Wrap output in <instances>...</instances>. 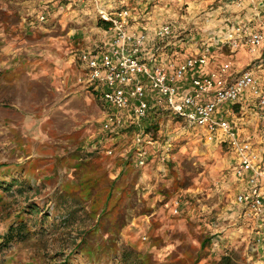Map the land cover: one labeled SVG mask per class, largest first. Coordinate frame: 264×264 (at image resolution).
<instances>
[{
    "label": "rangeland",
    "instance_id": "1",
    "mask_svg": "<svg viewBox=\"0 0 264 264\" xmlns=\"http://www.w3.org/2000/svg\"><path fill=\"white\" fill-rule=\"evenodd\" d=\"M233 1L153 0L148 16L174 24L180 61L183 38L203 31L215 10V21L227 24ZM60 2L0 0V187L18 182L7 194L0 188V235L16 217L34 233L1 252L0 264H120L125 250L146 264H252L247 242L235 234L241 222L229 212L236 193L225 145L157 111L144 125L169 145L168 158L154 153L143 169L122 160L133 130L105 142L103 102L78 83V43L58 37L65 33ZM217 48L225 62L227 52ZM260 55L255 71L264 85V47ZM236 58L238 72L253 65L245 49ZM215 243L221 252L212 251Z\"/></svg>",
    "mask_w": 264,
    "mask_h": 264
},
{
    "label": "built area",
    "instance_id": "2",
    "mask_svg": "<svg viewBox=\"0 0 264 264\" xmlns=\"http://www.w3.org/2000/svg\"><path fill=\"white\" fill-rule=\"evenodd\" d=\"M81 2L93 6L98 22L107 24L111 34L108 45L77 56L83 72L78 83L98 95L106 109L101 131L110 138L105 142L112 146L122 130L131 129L130 145L120 158L143 169L160 152L163 162L169 145L158 143L144 122L151 113L166 111L207 141L224 144L233 160V177L243 181L236 190L235 204L242 218L262 232L260 242L264 244V85L255 71L262 63L264 10L257 4L251 19L242 21L237 16L228 21L216 46L227 52L225 62L211 52L183 53L179 61L177 47L172 49L181 42L174 24L164 22L152 31L138 30L128 8L107 10L98 0ZM243 3L234 0L232 6L243 10ZM241 49L252 56L253 65L238 72L234 61ZM247 110L255 113L257 140L238 134ZM105 154L111 156L112 150L106 149ZM177 206L175 201L173 214Z\"/></svg>",
    "mask_w": 264,
    "mask_h": 264
},
{
    "label": "crops",
    "instance_id": "3",
    "mask_svg": "<svg viewBox=\"0 0 264 264\" xmlns=\"http://www.w3.org/2000/svg\"><path fill=\"white\" fill-rule=\"evenodd\" d=\"M63 1L64 7H60L59 9L65 11V14L63 13L64 18L62 19V23L60 22L61 26H64L65 33L58 37H70L73 43L76 42L79 44H77V46H79L80 49H77V53L73 57L76 58V56H78L77 54L81 51L89 50L95 46L104 47L109 44L111 34L107 31V24L101 22L93 24L91 22V20L93 19L92 16L95 17V11L92 5H83L81 3L79 4L77 0ZM152 1L153 0H98V5L107 10L119 9L120 7L130 8L131 11H133V27L136 26L138 30L143 27H146L148 31H152L154 26H158L162 23H159V19H156V17H154L153 12L151 13V17L148 16V11L153 10L151 7ZM252 2H254V5H252ZM257 4L260 8V11H263L264 0H244L243 10L233 8L235 12L234 14H239L238 20H249L251 19L253 13L256 11L255 8ZM51 5L55 6L56 2L51 3ZM47 8L51 10V6L44 7L43 10ZM216 11L218 10H215V13L212 12L210 14H206V17L209 16L210 18H212L208 21L204 20V22L201 23L203 27L207 26L203 29V31L197 33L196 35H192V37L188 36L186 37L187 39L183 38L185 42L182 45V47H184V54H195L201 52H208V50H211L210 52L213 54V56L218 58V52L220 49H218L216 46L220 42L219 39L221 38V36L224 35L225 31L227 30L228 23L230 21L228 20L229 22H227V24H224L222 22V19L215 21L216 19L214 17H216ZM91 14L92 16H90ZM233 15L230 16V20H233L235 18L234 17L232 19ZM51 24L52 27L49 30H51L52 28L55 29L56 24ZM187 43L191 44L188 45ZM236 61L237 58H235L234 64L236 63ZM244 113L245 115L243 116V119L241 118V121L238 125L240 128L238 134L243 139L249 138L257 140L259 130L257 129L258 123L256 121L255 113L251 110H247ZM227 154L230 156L228 160V166L229 170L232 172L233 160L231 154L229 152ZM233 181L235 194L236 190L240 189V186L243 185V181L234 177ZM231 204L232 206L230 205L231 208L229 209V212L231 213L232 217H238L241 222L235 234L237 235V237L241 238L243 242H247L249 246L248 260L252 259V264H264V244L260 242V236L262 235V232L259 231L256 225H253L252 223H249L242 218L241 213H239L238 207L235 204V198L233 199V202H231ZM220 249L221 248L218 243L213 244V252H221Z\"/></svg>",
    "mask_w": 264,
    "mask_h": 264
},
{
    "label": "trees",
    "instance_id": "4",
    "mask_svg": "<svg viewBox=\"0 0 264 264\" xmlns=\"http://www.w3.org/2000/svg\"><path fill=\"white\" fill-rule=\"evenodd\" d=\"M107 27V26H105ZM14 184H18L16 180H11L9 184H5L6 187H0L2 191L5 192V194L12 191L11 187ZM24 188V187H23ZM19 192V195H22L21 191ZM3 197H0V202L2 201ZM30 215H35L38 213L37 207L32 206L28 210ZM34 233L31 232L26 224V222L23 220V217L21 219L16 217V221L13 225H10L9 228L6 230L5 233L0 235V253L5 251L9 245L15 244V243H23L26 240L30 239L31 236H33ZM229 264L230 261L226 258H221L218 264ZM120 264H146L137 253L130 250H125L121 252L120 257Z\"/></svg>",
    "mask_w": 264,
    "mask_h": 264
}]
</instances>
